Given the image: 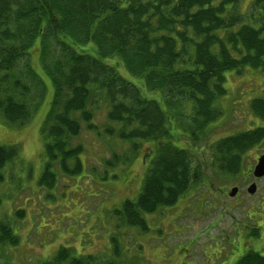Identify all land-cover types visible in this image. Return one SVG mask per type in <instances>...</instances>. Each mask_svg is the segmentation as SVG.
I'll use <instances>...</instances> for the list:
<instances>
[{
	"label": "trees",
	"instance_id": "1",
	"mask_svg": "<svg viewBox=\"0 0 264 264\" xmlns=\"http://www.w3.org/2000/svg\"><path fill=\"white\" fill-rule=\"evenodd\" d=\"M239 3L0 0V117L22 125L43 103L47 85L32 57L38 41L35 49L54 88L42 130L46 159L39 184L52 188L57 171H84L85 145L74 143L84 130L129 143L133 156L140 142H157L141 192L114 211L128 226L145 230L147 214L175 204L194 179L205 178L192 169L190 145L222 115L217 102L227 93L226 74L264 72V0H253L248 16L239 11ZM113 57L133 81L109 63ZM259 100L255 110L263 111L264 96ZM257 117L264 120V115ZM187 118L190 126H184ZM176 136H184L186 144L175 143ZM263 139L264 127L222 139L212 166L239 173L250 149ZM117 153L109 166L129 156ZM18 157L16 145H0V169ZM18 242L11 225L0 221V253ZM43 264L98 261L63 247ZM237 264H264V256L249 251Z\"/></svg>",
	"mask_w": 264,
	"mask_h": 264
},
{
	"label": "rangeland",
	"instance_id": "2",
	"mask_svg": "<svg viewBox=\"0 0 264 264\" xmlns=\"http://www.w3.org/2000/svg\"><path fill=\"white\" fill-rule=\"evenodd\" d=\"M252 2L240 0L239 11L248 16ZM35 48L33 66L47 85L43 103L22 125L0 117V145H16L19 151L17 160L0 169V221L11 225L19 239L16 246L1 251L0 264H43L63 247L77 256H92L98 264H237L247 251L264 252V178L250 194L249 184L238 172H219L212 166L216 144L222 139L264 127V120L257 117L264 110H255L264 96V72L247 69L226 74L227 93L217 102L222 115L208 125L200 141L190 145L192 169L208 180L195 183L194 179L175 204L147 214L144 230L128 226L114 211L141 192L156 141L140 142L133 156L129 143L84 130L74 140L85 145L84 171L75 175L57 171L52 188L39 184L46 159L42 130L54 88ZM109 63L117 64L124 78L135 79L117 57ZM184 123L190 126V119ZM176 139L175 143L186 144L184 136ZM263 140L250 149L242 167L264 151ZM113 151L123 157L129 153V158L109 166ZM220 184L239 185L241 196L226 198Z\"/></svg>",
	"mask_w": 264,
	"mask_h": 264
},
{
	"label": "flooded vegetation",
	"instance_id": "3",
	"mask_svg": "<svg viewBox=\"0 0 264 264\" xmlns=\"http://www.w3.org/2000/svg\"><path fill=\"white\" fill-rule=\"evenodd\" d=\"M263 142H264V140H263ZM259 146V145H258ZM264 154V151L262 150V153H260V155L256 158V159H253L254 160V163L253 162H251V161H248V163H247V167H242V168H240V172H239V176H241L242 178H243V182H246L247 184H249V186H248V188H247V191H248V189H249V187L250 186H252L253 184H255L256 185V188L258 187V182L262 179V178H264V176L263 177H256L255 175H254V170H255V167H256V165H257V163H258V160H259V158H260V156L261 155H263ZM243 166V165H242ZM245 168H246V171H245ZM223 177H221V181H225L224 179H222ZM228 184H226V185H221L220 184V186H219V190H220V193H222V194H224V196H226V198H228V199H237V198H239L240 196H241V189H240V186L239 185H233V186H227ZM234 188H238V192H237V194L235 195V196H230V192L232 191V189H234ZM256 191H257V189H256ZM248 193H249V191H248ZM221 198V197H220ZM247 252H249V251H247ZM246 252V253H247ZM255 252V251H254ZM245 253V254H246ZM260 254H262L263 256H264V252H259ZM244 254V255H245ZM244 255L238 260V262L244 257ZM237 262V263H238Z\"/></svg>",
	"mask_w": 264,
	"mask_h": 264
},
{
	"label": "water",
	"instance_id": "4",
	"mask_svg": "<svg viewBox=\"0 0 264 264\" xmlns=\"http://www.w3.org/2000/svg\"><path fill=\"white\" fill-rule=\"evenodd\" d=\"M254 175L256 177H263L264 176V154L260 156L258 163L255 167L254 170ZM256 185L253 184L252 186L249 187L248 191L251 194H254L256 192ZM238 192V188H234L232 189V191L230 192V196H235Z\"/></svg>",
	"mask_w": 264,
	"mask_h": 264
}]
</instances>
